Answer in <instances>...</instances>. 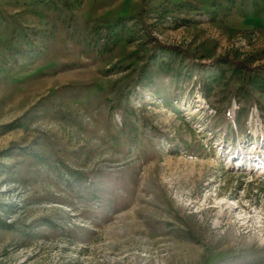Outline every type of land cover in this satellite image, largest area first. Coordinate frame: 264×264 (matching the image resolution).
<instances>
[{"label": "rangeland", "instance_id": "374dc122", "mask_svg": "<svg viewBox=\"0 0 264 264\" xmlns=\"http://www.w3.org/2000/svg\"><path fill=\"white\" fill-rule=\"evenodd\" d=\"M52 1L0 0V264H264V94L229 80L264 0Z\"/></svg>", "mask_w": 264, "mask_h": 264}, {"label": "trees", "instance_id": "16d2710c", "mask_svg": "<svg viewBox=\"0 0 264 264\" xmlns=\"http://www.w3.org/2000/svg\"><path fill=\"white\" fill-rule=\"evenodd\" d=\"M48 3L53 4V1L49 0ZM63 5L65 7H68L67 4H63ZM54 8H55V6L53 7V9ZM0 17H3L1 12H0ZM84 27L85 28L89 27L88 23H86L84 25ZM119 28H122V30L126 29L123 19H119L113 23L105 22V23L98 24V25L92 24L89 27L90 31L94 34V37H93L94 43L96 45L101 43L100 46H101V49L103 52H108L110 50L107 46V45H109V43L113 42V44H115L114 41H116L115 38L117 36L116 30H118ZM102 29H105L106 32L100 33L99 31ZM7 36H10V35L6 34V37ZM4 37L5 36L0 35V39H3ZM130 40H132V38H130ZM154 48H156V51L161 50L162 52L166 51L167 53H170L171 56L168 59L171 62L175 61L174 59H177L180 56V51H178L176 49H171L169 47L162 46V45L158 44L157 42H155ZM18 50L19 49H17V48L16 49H14V48L10 49L9 48V53L12 54L13 57H15V56L17 57V56H19ZM159 58L164 59L165 57H162V56H158V58L153 57V58H151V61H157ZM6 63L7 62L5 61L4 63H2V65H0V72L1 73H3L4 71H6V73L9 72V70L6 68ZM223 63L225 64L226 62H223ZM232 64H234V65L229 70L230 71L229 80H235V84L237 85L236 91H238V92L245 91L247 93L248 90L246 89V87H251L253 90L264 94V77L263 76L253 73L249 68H246L245 66H243L240 63L232 62ZM164 68L167 69V70H165L166 73L174 71L172 68V64L170 65V62H165V61L163 62V60H162V63H160L159 69L164 70ZM247 72H250L251 74H247ZM226 73L227 72H226V70H224V68H220L219 74H218L219 76L218 77L212 76L210 78V81L208 82L209 88H206L205 91L209 92L210 90H212L213 85L215 83H217L216 86H219L220 80L222 81L223 79H225ZM152 77H153V74H152L151 69H148V66H144L142 68L140 74H139V79L141 81H147V80H151ZM207 87H208V85H207ZM206 95L208 96V94H206ZM17 127H20V126L19 125L15 126V124H10L9 126H7V128L9 130H11L13 128H17ZM33 155L37 158H41L38 154H33ZM65 174L70 179H73L75 181H82V178H80L81 174L76 172V171L65 169ZM3 225L5 227H8L5 224H3Z\"/></svg>", "mask_w": 264, "mask_h": 264}]
</instances>
